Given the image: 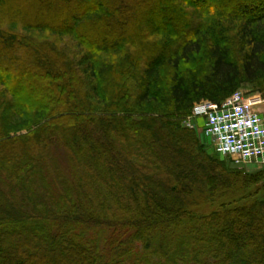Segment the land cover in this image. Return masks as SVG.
<instances>
[{
	"label": "trees",
	"instance_id": "16d2710c",
	"mask_svg": "<svg viewBox=\"0 0 264 264\" xmlns=\"http://www.w3.org/2000/svg\"><path fill=\"white\" fill-rule=\"evenodd\" d=\"M4 3L0 264H264V172L232 192L182 124L264 90V0Z\"/></svg>",
	"mask_w": 264,
	"mask_h": 264
},
{
	"label": "built area",
	"instance_id": "2783aa9c",
	"mask_svg": "<svg viewBox=\"0 0 264 264\" xmlns=\"http://www.w3.org/2000/svg\"><path fill=\"white\" fill-rule=\"evenodd\" d=\"M203 118V132L212 150L236 165L264 163V91L248 96L234 91L221 103L195 104L183 126L193 129Z\"/></svg>",
	"mask_w": 264,
	"mask_h": 264
},
{
	"label": "rangeland",
	"instance_id": "374dc122",
	"mask_svg": "<svg viewBox=\"0 0 264 264\" xmlns=\"http://www.w3.org/2000/svg\"><path fill=\"white\" fill-rule=\"evenodd\" d=\"M8 1L11 4V6H13L14 8L18 7V6H16L17 5L16 0H7V2ZM0 5H2V6L5 5L4 0H0ZM33 35L38 37V38L40 37V35L36 34V33ZM42 36L47 37L45 34H42ZM204 48H205V46H204ZM204 51L205 50H203L202 52L204 53ZM192 58L195 59L196 56L193 55ZM238 90H241L243 93H245L248 96H254V95H256L262 91V90L255 89V88L252 89V87H248V86L247 87H241ZM194 122H195L194 130L196 131V133L200 139V142L204 146V151L207 153L208 156H211V157L217 159L219 164H221L223 166L226 175H228V178H229L231 185L237 184L234 188L233 187L231 188L232 192L239 191L240 188H243V186H244L243 179H245V176H251V175H255V174L264 172V163L236 165L235 163L232 162L231 159L224 158V157L216 154L212 150L210 145L208 144V139L202 130L203 118L197 117L196 119H194ZM26 132H27V130L23 129V130H21L20 134H24ZM233 173L236 176H233ZM247 192L249 194H253V196H255L257 198H264V179L255 185H249L247 187ZM193 198H194V200H193L194 202L200 203V204H197V205L193 204V207L191 208L192 211L195 213L203 214V215H207V214L211 213L217 207V204H218V202H216V203L215 202L214 203H204V202L200 201L202 198L199 195H195V197H193ZM221 201H223V199H221ZM109 238H110V232H108V231L104 232L101 239H100V246L103 245L106 242V240Z\"/></svg>",
	"mask_w": 264,
	"mask_h": 264
}]
</instances>
